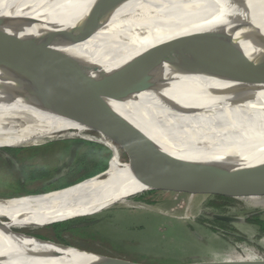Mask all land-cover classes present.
<instances>
[{
  "label": "bare ground",
  "instance_id": "6f19581e",
  "mask_svg": "<svg viewBox=\"0 0 264 264\" xmlns=\"http://www.w3.org/2000/svg\"><path fill=\"white\" fill-rule=\"evenodd\" d=\"M0 20L7 32L77 57L68 68L79 76L112 84L124 70L148 66L156 69V80H168L124 101L105 99L118 118L94 126L54 97H41L32 78L0 67V148L73 137L102 144L116 156L99 177L0 201V231L96 215L146 191L192 189L195 196L206 188L200 172L167 168L151 154L123 162L119 141L105 127L140 128L129 140L159 139L156 148L184 161L229 171L264 168V83L235 84L203 73L244 57L264 59V0H0ZM184 126L201 139L187 143ZM67 248L6 233L0 235V264H129L68 254Z\"/></svg>",
  "mask_w": 264,
  "mask_h": 264
},
{
  "label": "rangeland",
  "instance_id": "374dc122",
  "mask_svg": "<svg viewBox=\"0 0 264 264\" xmlns=\"http://www.w3.org/2000/svg\"><path fill=\"white\" fill-rule=\"evenodd\" d=\"M140 131L130 125L105 127L107 135L111 132L126 139ZM182 133L186 135L187 143L202 137L186 126L182 127ZM157 140L138 142L150 148V143L155 146ZM73 141L85 142L75 150V155L71 153ZM94 144L97 143L72 137L41 146L0 148V199L30 195L26 192L41 188L51 191L67 174L87 171L91 166L78 165V162ZM96 149L109 156L107 170L115 163L116 156L102 144H97ZM120 158L123 162L129 159L123 148H120ZM97 163L95 160L91 164ZM38 169L45 171V178L32 182L31 178L24 177ZM208 189L217 188L202 190ZM179 190L181 192L158 189L139 196L135 194L127 199L126 204L76 218L88 223L79 229L56 231L53 228L74 220L71 219L42 228L11 230L9 233L0 231V235L39 236L50 243L66 245L68 254H83L101 260L117 259L141 264L264 263V231L247 221L255 217L264 220V194L233 196L200 191L191 196V192H186L188 189ZM215 216H227L236 221L222 222Z\"/></svg>",
  "mask_w": 264,
  "mask_h": 264
},
{
  "label": "water",
  "instance_id": "95a60500",
  "mask_svg": "<svg viewBox=\"0 0 264 264\" xmlns=\"http://www.w3.org/2000/svg\"><path fill=\"white\" fill-rule=\"evenodd\" d=\"M5 26L6 23L0 20V52L3 54L0 59V67L4 66L12 73L22 77L32 78L41 97L45 98L47 95L54 97L59 106L66 108L90 125L106 126L118 118V114L106 104L105 99L117 102L124 101L134 94L155 90L160 84L168 81L164 78L156 80L154 76L156 69L148 66H135L124 70L112 84H104L91 78L79 76L68 68V64L80 61L77 57L63 51L50 49L33 39L21 38L15 33L7 32L4 30ZM204 70V74L214 75L235 84L264 83V59L256 63L244 57L228 65L209 66ZM115 139L119 141L120 148L128 153L129 159L127 161L129 162H137L143 159L144 155L151 154L167 168H188L200 172L206 178L204 183L206 188H217L206 191L200 189L202 193L233 196L241 193L264 194V168L229 171L211 163L184 161L169 156L156 148L152 142L150 143V151L147 152L146 144L142 142H133L121 136H116ZM103 173L94 174L73 184L99 177ZM72 185L42 193L4 198L0 201L26 196L35 197L61 191L70 188ZM172 191L181 192L179 189H172ZM186 192L190 193L192 190L188 189ZM214 218L227 223L236 221L235 218L227 216H215ZM30 237L43 243L51 242L32 235ZM57 245L63 246V244ZM128 262L129 264H141ZM244 264L264 263L246 262Z\"/></svg>",
  "mask_w": 264,
  "mask_h": 264
},
{
  "label": "trees",
  "instance_id": "16d2710c",
  "mask_svg": "<svg viewBox=\"0 0 264 264\" xmlns=\"http://www.w3.org/2000/svg\"><path fill=\"white\" fill-rule=\"evenodd\" d=\"M85 144L84 141H73L71 143L72 147H74V149L71 151V153L73 155H75V150L80 148L81 146H83ZM97 144L93 145V148L89 151L86 152L85 155L82 156V160L78 162V165H86V166H91L87 171L85 172H80L78 174H67L66 177L63 179V182H65L63 185L59 186L58 188H63L69 185H72L74 182L76 181H80L83 180L87 177L93 176L94 174L97 173H101L104 172L106 170V165H107V161L109 156L106 153H100L97 149H96ZM84 158H88L89 161H84ZM97 160V164H91L92 161ZM46 173L43 169H38L35 172H30L24 175L25 178H39V179H43L46 177ZM76 177V178H75ZM75 178V179H74ZM43 192H47V190H44ZM38 193H42V192H38ZM35 194V193H34ZM248 222L260 227L261 231H264V220H260L258 217L255 218H251L247 220ZM88 223L85 222V219H74L73 221H70L68 223H66L63 226H59V225H54L53 228L56 231H71L74 229H79L82 228L84 226H87ZM37 238L39 239H43L45 240V238L43 237H39L37 236ZM29 241L35 244H42L43 242L37 241L35 239H33L32 237L29 236Z\"/></svg>",
  "mask_w": 264,
  "mask_h": 264
},
{
  "label": "flooded vegetation",
  "instance_id": "af4514ba",
  "mask_svg": "<svg viewBox=\"0 0 264 264\" xmlns=\"http://www.w3.org/2000/svg\"><path fill=\"white\" fill-rule=\"evenodd\" d=\"M75 175V174H74ZM66 177V176H65ZM65 177H63V179L65 178ZM76 178V177H75ZM74 178V179H75ZM63 179H61V180H63ZM31 180H32V182H35V181H38V180H40L39 178H35V179H32L31 178ZM65 182H62V181H60V182H58L57 184H56V186L54 187L55 189L56 188H58L59 186H61V185H63ZM44 190H46V189H35V190H33V191H31V192H26V194H34V193H38V192H43Z\"/></svg>",
  "mask_w": 264,
  "mask_h": 264
}]
</instances>
